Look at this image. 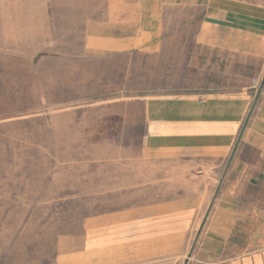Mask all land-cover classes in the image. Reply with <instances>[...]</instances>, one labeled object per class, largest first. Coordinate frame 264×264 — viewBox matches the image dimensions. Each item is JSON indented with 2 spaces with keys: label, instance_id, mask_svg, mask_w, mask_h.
I'll list each match as a JSON object with an SVG mask.
<instances>
[{
  "label": "rangeland",
  "instance_id": "rangeland-1",
  "mask_svg": "<svg viewBox=\"0 0 264 264\" xmlns=\"http://www.w3.org/2000/svg\"><path fill=\"white\" fill-rule=\"evenodd\" d=\"M77 1L76 16L68 0H49L51 14L58 5L61 15L11 17L22 39L15 40L13 28L10 44L24 58L0 56V264H61L89 219L182 197L208 199L228 182L237 159L259 162L243 145L226 159L147 150L150 97H240L248 84L260 87L250 71L212 74L199 62L202 11L164 7L158 50L112 55L87 51V21L132 23L148 11L147 0ZM213 81L219 88L205 86ZM248 193L264 201V179Z\"/></svg>",
  "mask_w": 264,
  "mask_h": 264
},
{
  "label": "crops",
  "instance_id": "crops-1",
  "mask_svg": "<svg viewBox=\"0 0 264 264\" xmlns=\"http://www.w3.org/2000/svg\"><path fill=\"white\" fill-rule=\"evenodd\" d=\"M35 1L32 7L17 8L0 3V56L24 58L23 52L10 44L11 30L20 28L12 16L62 14L58 5L51 14L49 0ZM68 1L70 16H76L78 1ZM147 2L148 11L132 23L87 21V51L113 55L158 50L164 7L197 9L203 14L196 37L199 62L212 74L231 76L250 71L249 79L260 84L259 89L248 84L240 97L221 93L150 97L145 103L147 150L156 155L197 152L226 159L243 145L256 153L259 162L237 159L228 182L208 199L188 196L95 216L80 234V244L59 262L264 264V201L248 193L264 179V0ZM16 29L18 42L22 31ZM205 86L217 87L214 81ZM195 223L199 238L192 253L190 237Z\"/></svg>",
  "mask_w": 264,
  "mask_h": 264
}]
</instances>
